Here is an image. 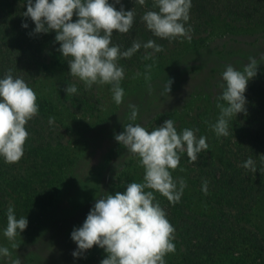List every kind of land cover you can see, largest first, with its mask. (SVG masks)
<instances>
[{
  "label": "trees",
  "instance_id": "trees-1",
  "mask_svg": "<svg viewBox=\"0 0 264 264\" xmlns=\"http://www.w3.org/2000/svg\"><path fill=\"white\" fill-rule=\"evenodd\" d=\"M108 2L112 4L114 0ZM153 4L154 0H145L143 6L138 0H120L119 4H115L116 10L123 5L125 11L132 9L136 15L128 33L114 31L112 44L119 45L121 51L130 48L134 41L143 45L153 40L162 46L163 51L174 46L178 37L171 40L156 37L141 19L147 11H158ZM25 11L26 0H0V79L4 78L8 69H12L13 78H23L29 84L46 74L49 62L64 68L71 57L65 58L58 51L60 44L55 41L54 30L29 35L35 25L30 18L23 16ZM189 17L185 27L191 29V37L206 33L217 17L240 27L264 25V0H191ZM76 19L74 15L73 22ZM25 22L27 28L21 26ZM152 51L142 46L131 58H121L118 64L125 72L141 68L148 61L144 56ZM163 51L154 56L161 55ZM257 81L255 84L263 88L256 89L250 85L246 89V113H238L234 120L229 121L230 134L219 137L223 153L221 164L212 163L215 160L208 151H202L194 163L183 156L186 152L180 153V168L213 213L210 216L195 213L181 200L174 205L159 200L167 219L175 228L173 243L180 251L178 264H264V245H259V242H264L262 234L257 231V235L246 236L244 233L253 206L264 197V81ZM88 94L79 87L74 95L64 93L63 89L57 90L55 100L37 95L39 111L25 125L29 137L23 157L11 164L0 157V229L7 226L6 213L10 204L17 219L28 217L29 227L42 220L36 215L50 213L45 210L50 208L54 193L61 188L68 190V186L75 183L64 180V175L67 168L68 173L82 164L84 155L71 156L69 141L64 134L68 127L65 121L87 116L91 101ZM50 117L54 118L52 123H49ZM205 121L199 122L203 124H197L194 129H199L196 132L198 138L205 132L209 139L211 134L203 125L208 126L210 117ZM176 129L181 133L184 124ZM249 157L255 161L254 173L243 167ZM204 180L208 181L207 194L202 191ZM48 220L51 230L31 232L29 240L36 237L42 242L70 239L62 229L57 230L50 223V218ZM195 238L201 241L192 243ZM258 250L260 252L257 253ZM202 255H206L204 260Z\"/></svg>",
  "mask_w": 264,
  "mask_h": 264
},
{
  "label": "clouds",
  "instance_id": "clouds-1",
  "mask_svg": "<svg viewBox=\"0 0 264 264\" xmlns=\"http://www.w3.org/2000/svg\"><path fill=\"white\" fill-rule=\"evenodd\" d=\"M119 3L120 0H114L112 4L108 0H35L34 3L33 0H26V11L23 12V16L30 18L35 25L29 35L54 30L55 41L60 44L58 51L65 58L71 57L67 60L70 75L82 81L87 89L93 85H110L112 99L117 105L123 102L125 95L121 87L125 71L118 61L131 58L142 46L153 50L146 53L144 59H153L155 53L163 51L162 46L153 40L143 45L134 41L124 51L119 45L112 44L114 31L128 33L136 15L132 9L125 11L123 5L116 10L115 4ZM138 3L143 6L145 0H138ZM153 7L158 11H147L141 19L156 37L191 39V29L185 27L190 18L191 0H154ZM74 15L77 17L75 22ZM21 26L27 28L28 24L25 22ZM257 66V59L252 57L243 71L231 64L225 66L219 85L221 92L216 98L219 116L215 123L209 125L217 138L227 137L230 134L229 121L234 120L238 113H246L244 93L249 80L257 75ZM172 83L171 79H167L165 92L171 91ZM65 92L74 95L77 88L73 84L67 86ZM219 101L226 102L227 106ZM129 107V120L135 121L138 106ZM38 111L36 92L23 78H13L12 69H8L4 78L0 79V157L6 163H17L23 157L29 137L25 125ZM53 121L54 118L50 117L49 123ZM198 131L185 128L178 133L172 119L165 120L150 132L139 123L124 125L123 132L114 138L139 158V164L144 169L143 180L128 183L123 193H107L96 200L82 226L74 228L70 234L77 245L72 252L74 258L82 257L95 245L106 253L100 264H166L165 256L175 251V228L154 192L161 194L170 204L180 201L187 183L182 177L174 179L170 170L179 168L180 153L186 152L189 162L194 163L202 151L209 149L207 138H198ZM243 167L253 173L256 171L251 157ZM148 189L151 191H146ZM202 191L207 194V180L203 182ZM6 218L3 235L12 242L11 248L16 250L19 247L15 243L16 238L27 228L28 220L25 216L17 219L11 204ZM11 256L8 247H0V257ZM11 264H22V261L17 256Z\"/></svg>",
  "mask_w": 264,
  "mask_h": 264
},
{
  "label": "rangeland",
  "instance_id": "rangeland-1",
  "mask_svg": "<svg viewBox=\"0 0 264 264\" xmlns=\"http://www.w3.org/2000/svg\"><path fill=\"white\" fill-rule=\"evenodd\" d=\"M176 42L161 55L148 59L143 67L125 72V78L121 81L125 95L120 105L112 99L110 85H93L91 89H87L82 81L70 75L68 66L60 69L58 65L49 62L46 64V74L29 82L28 86L37 95L47 96L51 100H55L57 90L63 89L66 93V87L73 84L89 93L91 101L86 111L87 116L66 120L68 127L64 132L69 141L71 156L84 155V159L74 170L70 169L67 173L68 168L66 169L64 180L75 183L69 185L68 190L61 188L58 193H54L50 208L45 210L50 211L52 215H36L42 220L38 224L29 225L30 228L27 226L20 233V237L15 241L19 244L16 250L11 248L12 242L3 235L5 228L0 229V247H8L12 252L11 258L0 257V264H11V260L17 256L22 264H100L106 253L95 245L84 252L82 257L74 258L72 252L76 250L77 245L72 241L70 234L74 228L82 226L99 197L107 193H123L126 188L122 187L128 183L143 180L144 169L139 164V158L114 138L123 132L124 125L139 123L150 132L167 119H172L175 127L182 123L184 129L193 130L197 124H203L199 122H204L208 117L209 124L215 123L219 116L216 98L221 92L219 85L222 83L225 66L231 64L235 69L243 71L250 57L257 59L258 66L257 75L252 78L253 81L248 82L247 88L250 85L256 89L263 88L255 83H258L257 80L264 81V59H260L264 56V25L240 27L217 17L203 35L191 37L190 40L178 37ZM167 79L173 81L169 93L164 91ZM219 102L227 106L226 102ZM129 105L138 106L135 121L129 120ZM209 124L203 125L211 134L208 139L207 133H203L209 144L207 151L215 160L212 163L221 164L219 162L223 160V153L220 140ZM185 162L188 163L186 159ZM180 169L179 166L176 170H170L174 179L182 177L187 183L180 200L185 201L191 211L210 216L213 209L203 201L189 183L184 170ZM196 189L198 190V187ZM154 195L157 201H167L158 192H154ZM49 218L57 230L62 229L68 234L69 240L42 242L39 237L29 240L28 234L31 232L39 230L42 233L51 230ZM245 228L246 236L261 233L264 240V197L253 206ZM199 241L200 238L191 240L192 243ZM259 245L263 246L264 242H259ZM179 252L175 246V251L165 256L166 263L178 264ZM205 258L206 255L201 256L202 260Z\"/></svg>",
  "mask_w": 264,
  "mask_h": 264
}]
</instances>
